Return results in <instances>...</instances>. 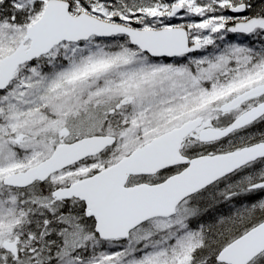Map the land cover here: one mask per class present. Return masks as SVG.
Masks as SVG:
<instances>
[{"label":"snow or ice","instance_id":"6c2138e0","mask_svg":"<svg viewBox=\"0 0 264 264\" xmlns=\"http://www.w3.org/2000/svg\"><path fill=\"white\" fill-rule=\"evenodd\" d=\"M0 264H264V0H0Z\"/></svg>","mask_w":264,"mask_h":264}]
</instances>
